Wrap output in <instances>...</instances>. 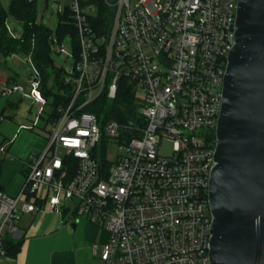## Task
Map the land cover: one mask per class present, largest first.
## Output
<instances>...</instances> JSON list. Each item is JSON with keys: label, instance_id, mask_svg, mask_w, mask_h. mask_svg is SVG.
Segmentation results:
<instances>
[{"label": "built area", "instance_id": "1", "mask_svg": "<svg viewBox=\"0 0 264 264\" xmlns=\"http://www.w3.org/2000/svg\"><path fill=\"white\" fill-rule=\"evenodd\" d=\"M236 5L71 0L75 67L63 78L70 98L27 165L19 193L0 191V264L8 258L6 241L22 237V216L42 210L37 202L59 215L74 207L76 217L104 229L102 264H210L216 136L201 131L215 135ZM98 21L108 25L97 28ZM35 74L28 94L14 80L0 84V100L21 94L42 114L47 100ZM123 81L135 96V121H101L85 111L103 97L114 101ZM164 143L169 155L161 152ZM10 144L0 143V157ZM110 145L113 161L97 152Z\"/></svg>", "mask_w": 264, "mask_h": 264}, {"label": "water", "instance_id": "2", "mask_svg": "<svg viewBox=\"0 0 264 264\" xmlns=\"http://www.w3.org/2000/svg\"><path fill=\"white\" fill-rule=\"evenodd\" d=\"M222 93L210 264H264V0H237Z\"/></svg>", "mask_w": 264, "mask_h": 264}, {"label": "rangeland", "instance_id": "3", "mask_svg": "<svg viewBox=\"0 0 264 264\" xmlns=\"http://www.w3.org/2000/svg\"><path fill=\"white\" fill-rule=\"evenodd\" d=\"M35 14L36 22L49 30L55 40L60 38V45H54L50 53L53 65L56 68L63 69L67 73L74 71L75 57H74V41L70 35H59L60 15L71 6V0H35ZM136 0H134L135 3ZM11 0H0V8L6 17V25L13 34L14 38L21 39L23 29L22 25L10 14ZM62 50V51H61ZM36 79L35 69L28 58L19 56L17 54L5 55L0 52V84L14 80L19 85L29 92L31 82ZM54 99L49 98L47 105L43 107V113L33 104L31 99L23 97L21 94H14L9 98H2L0 100V114L3 115L4 121L0 124V143L3 138L12 141L16 136L14 145L18 147L17 156L20 158V165L23 166L28 162L29 156L35 151L29 142V137L36 136L40 141V150L45 148L49 138L47 130L41 128L46 125L48 116L53 111ZM37 120L38 127L34 128L33 123ZM101 121H106L101 117ZM203 137L213 135L212 131L202 130ZM39 150V151H40ZM98 153L106 155L107 160L113 161L116 155V147L110 145L107 150L98 146ZM162 154L169 155L171 153V145L164 143L161 148ZM24 171L20 175V180L24 181ZM9 176L4 173L1 182L8 183ZM96 264H101L97 262Z\"/></svg>", "mask_w": 264, "mask_h": 264}, {"label": "crops", "instance_id": "4", "mask_svg": "<svg viewBox=\"0 0 264 264\" xmlns=\"http://www.w3.org/2000/svg\"><path fill=\"white\" fill-rule=\"evenodd\" d=\"M16 139V136L12 141L4 137L1 141V143L11 142L8 156L0 157V187L11 196L17 195L21 190L24 181L19 179L20 175L24 171L25 177L27 165L32 162V156L40 150L38 138L29 137V142H32L35 151L29 156L23 169L20 158L24 155L17 156L20 152L14 145ZM4 173L9 176V181L3 185L1 179ZM43 205L42 202H37V207L41 208V211L22 216L20 222L22 237L14 240L20 243L19 251L15 256H9L5 264L101 263L99 253L101 246L108 240L107 232L90 224L84 218L76 217L74 207L59 215L46 208L43 209Z\"/></svg>", "mask_w": 264, "mask_h": 264}, {"label": "trees", "instance_id": "5", "mask_svg": "<svg viewBox=\"0 0 264 264\" xmlns=\"http://www.w3.org/2000/svg\"><path fill=\"white\" fill-rule=\"evenodd\" d=\"M35 0H11L10 14L22 25L21 39L14 38L6 25V17L0 8V52L5 55L17 54L28 58L35 71L41 77V91L46 100L53 98V111L46 120V125L41 129L48 130V126L58 117V108L66 104L70 98V86L64 84L65 70L54 67L50 53L54 46V38L48 29L36 22ZM59 35H70L76 44V29L70 18V10L67 8L63 15L60 14ZM97 28L108 23L98 21ZM60 43V38L57 39ZM135 96L126 81L120 85L117 97L108 102L103 97L95 106L85 111L96 115L104 120H116L120 123H130L136 120ZM213 139L215 135L213 134ZM1 177V165H0ZM20 243L12 239L6 241L7 254L15 256L19 251Z\"/></svg>", "mask_w": 264, "mask_h": 264}]
</instances>
